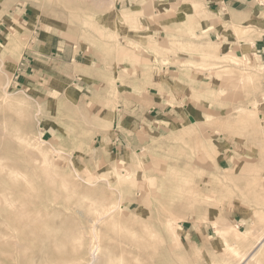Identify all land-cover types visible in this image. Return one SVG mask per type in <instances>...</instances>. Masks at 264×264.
<instances>
[{"label": "rangeland", "instance_id": "obj_1", "mask_svg": "<svg viewBox=\"0 0 264 264\" xmlns=\"http://www.w3.org/2000/svg\"><path fill=\"white\" fill-rule=\"evenodd\" d=\"M122 1L0 0V186H10L0 187V264L91 263L90 226L109 206L116 211L98 225L102 264H243L253 251L245 264H264V74L251 57H217L213 119L186 133L142 136L145 147L107 164L97 107L71 99V89L50 98L21 81L24 58L58 39L93 50L115 42L127 57L113 34L127 36ZM51 66L45 70L66 74L58 78L68 84L80 76L64 56ZM228 141L234 148L222 169L215 146ZM198 223L210 226L202 242L186 232Z\"/></svg>", "mask_w": 264, "mask_h": 264}, {"label": "crops", "instance_id": "obj_2", "mask_svg": "<svg viewBox=\"0 0 264 264\" xmlns=\"http://www.w3.org/2000/svg\"><path fill=\"white\" fill-rule=\"evenodd\" d=\"M122 3L123 8H130L118 13L129 14L128 23H119L127 36L113 34L128 50L127 57L115 53V42L105 47L97 44L93 50L89 45L77 49L78 46L67 42L60 44L58 39L25 57L19 73L25 85L44 96L66 98L63 94L71 89V99L79 100L87 108L91 104L97 107L102 126L97 141L101 142L104 164L131 147L135 151L145 147L142 136L155 131L186 133L213 119L217 111L209 99L217 93V86L209 74L218 67L217 57L236 60L249 56L255 68L264 74V0ZM63 56L76 62L80 75L70 84L58 78H66V74L56 71L54 75L45 70L48 67L52 72L51 65L62 61ZM29 77L35 78L30 81ZM215 147L220 168L224 169L223 165H230L229 152L234 145L228 141L222 149ZM262 178L264 182V173ZM237 213L235 218L240 214ZM186 232L195 242H202L210 226L198 223ZM182 238L186 241L188 237Z\"/></svg>", "mask_w": 264, "mask_h": 264}, {"label": "bare ground", "instance_id": "obj_3", "mask_svg": "<svg viewBox=\"0 0 264 264\" xmlns=\"http://www.w3.org/2000/svg\"><path fill=\"white\" fill-rule=\"evenodd\" d=\"M144 1V0H143ZM143 6V5H142ZM130 13H131V11H130ZM139 13V12H138ZM152 14V13H151ZM154 14H155V12H154ZM129 15V14H128ZM153 15V14H152ZM134 16V15H133ZM129 17V16H128ZM138 17V16H137ZM140 18V17H139ZM142 18V17H141ZM151 18V17H150ZM135 21H136V18H135ZM141 22V21H140ZM134 28V27H133ZM139 28H140V26H139ZM136 30H139V29H137L136 28ZM141 47V46H140ZM7 103V102H6ZM16 135V134H15ZM19 136H21V135H19ZM23 137V136H22ZM24 139V138H23ZM10 140V139H9ZM10 145V144H9ZM11 146V145H10ZM43 155H44V153H43ZM46 155V154H45ZM44 155V156H45ZM46 157V156H45ZM48 157V156H47ZM57 158V157H56ZM45 159V158H44ZM53 159V158H52ZM55 159V158H54ZM53 159V160H54ZM46 160V159H45ZM49 160V159H48ZM43 161V160H42ZM47 161V160H46ZM46 161H43V162H45L46 163ZM42 162V163H43ZM50 162H52L51 160L46 164L47 165V167L48 166H50L52 163H50ZM50 163V164H49ZM49 164V165H48ZM44 165V164H43ZM1 168V167H0ZM3 168V167H2ZM7 169H9V167L7 168ZM15 169V168H14ZM50 168H48V170H49ZM116 169V168H115ZM2 170V169H1ZM10 170V169H9ZM11 170H12V168H11ZM20 170V169H19ZM50 171V170H49ZM2 173V172H1ZM9 173V172H8ZM28 174V173H27ZM52 174H53V172H52ZM120 174H121V172H120ZM119 174V175H120ZM132 174V173H131ZM46 175V174H45ZM49 175H51L50 173H49ZM58 175V174H57ZM21 176H23L22 174H21ZM132 176V175H131ZM19 177V176H18ZM17 177V178H18ZM56 177V176H55ZM140 176H139V174H137L136 176H135V174H133V176H132V179H135L136 181H137V179L139 178ZM21 177H19V179H20ZM57 178V177H56ZM59 178V177H58ZM58 178L56 179V180H58ZM104 178V177H103ZM125 178V177H124ZM19 179H18V181H19ZM25 179H28V178H26L25 177ZM24 179V180H25ZM49 179H51V178H49ZM48 179V180H49ZM53 179L55 180V178L53 177ZM131 179V180H132ZM21 180V179H20ZM23 180V181H24ZM36 180V179H35ZM106 180V179H105ZM12 181V180H11ZM26 181V180H25ZM32 181V180H31ZM50 181V180H49ZM150 181V180H149ZM152 181V180H151ZM10 181L8 180V183H9ZM12 182H14V181H12ZM54 182V181H53ZM105 182V181H104ZM1 183V182H0ZM4 183H6L5 181L4 182H2V184H4ZM8 183H6V184H4V186L5 185H7ZM11 183V182H10ZM25 183V182H24ZM56 183V182H55ZM14 184V183H13ZM16 184V183H15ZM20 184H21V182H20ZM19 183H18V185H16V186H19L20 185ZM29 184V183H28ZM52 184H54V183H52ZM61 184H63L64 185V183H63V181H61ZM12 185V184H11ZM25 185H26V183H25ZM31 185V184H30ZM51 185V184H50ZM150 185H151V183H150ZM2 186V185H1ZM0 186V187H1ZM12 186H14V185H12ZM15 186V187H16ZM67 186V183H66V185H65V187ZM6 187V186H5ZM4 187V188H5ZM7 187H10V186H7ZM6 187V188H7ZM21 187V186H20ZM25 187V186H24ZM65 187H63L64 188V190H66V188ZM68 187V186H67ZM3 188V190H2V187H1V190H2V192L3 191H5V189ZM32 188V187H31ZM61 188H62V185H61ZM69 188V187H68ZM14 189V188H13ZM74 189V188H73ZM8 190V189H7ZM10 190V189H9ZM12 190V189H11ZM14 190H16V189H14ZM18 190H21V188L19 189V187H18ZM27 191V190H26ZM1 192V193H2ZM28 192V191H27ZM36 192V191H35ZM71 192V191H70ZM10 193V192H9ZM13 193V192H12ZM21 193V192H20ZM23 193V192H22ZM21 193V195H23ZM25 193V192H24ZM76 193V192H75ZM68 194H70V193H68ZM2 195V194H1ZM1 195H0V197H1ZM5 195V194H4ZM13 195V194H12ZM49 195V194H48ZM9 196V195H8ZM7 196V197H8ZM16 196V195H15ZM18 196V195H17ZM16 196V197H17ZM2 197H4V196H2ZM1 197V198H2ZM6 197V198H7ZM13 197H14V195H13ZM15 198V197H14ZM19 199V198H18ZM38 199V198H37ZM119 199H121V198H119ZM20 200V199H19ZM50 200V199H49ZM92 201V200H91ZM120 201V200H119ZM28 202V201H27ZM26 202V203H27ZM50 202V201H49ZM52 202H53V199L51 200V204H52ZM93 202H95V201H93ZM120 203V202H119ZM5 204V203H4ZM9 204V203H8ZM18 204V203H17ZM29 204V203H28ZM119 205V204H118ZM8 206V205H7ZM16 206V205H15ZM93 206H94V204H93ZM115 207V206H114ZM103 207V208H101L100 210H98L97 211V214H96V217L94 218L95 220L92 222V225L90 226V236H88V237H90L89 238V245H90V249H89V252H90V256L88 257V258H91L92 259V262L91 263H88V264H102V259H103V253H102V245H101V241L102 240H100L101 238L99 237V234L101 233V232H99V234H98V225H99V223L102 221V220H104L105 218H108V220H109V217L108 216H110L114 211H116V209H117V207ZM19 208V207H18ZM21 208V207H20ZM16 209V208H15ZM94 209V208H93ZM119 209V208H118ZM11 210V209H10ZM18 209H16V211H17ZM12 212H13V209L11 210ZM119 211H121V210H119ZM11 212V213H12ZM21 212H23V211H21ZM59 212V211H58ZM14 214H15V212H14ZM17 214V213H16ZM7 215V214H6ZM13 215V214H12ZM60 215V214H59ZM19 216H20V214L18 215L17 214V216H16V218L15 219H18V220H20L22 217H20V219H19ZM24 216V215H23ZM120 216V215H119ZM127 219V218H126ZM23 220V219H22ZM114 220V219H113ZM169 220V219H168ZM105 221V220H104ZM103 221V223L105 224L106 223V221L104 222ZM23 222V221H22ZM102 223V222H101ZM100 223V224H101ZM102 223V224H103ZM108 223V222H107ZM114 223H116V222H114ZM119 223V222H118ZM18 224H19V222H18ZM111 224V223H110ZM109 224V225H110ZM7 225V224H6ZM113 225V224H112ZM115 225V224H114ZM169 225V224H168ZM23 226V225H22ZM170 226V225H169ZM24 228V227H23ZM29 229V228H28ZM168 230V229H167ZM85 231V230H84ZM85 233V232H84ZM120 233V232H119ZM148 233V232H147ZM132 235V234H131ZM149 235V234H148ZM116 236V235H115ZM128 236V235H127ZM177 236V235H176ZM27 237V236H26ZM82 237V236H81ZM86 237H87V235H86ZM101 237H103V236H101ZM174 237V236H173ZM124 238V237H123ZM154 237H152V239H153ZM157 238V237H156ZM47 239V238H46ZM176 239V238H175ZM264 239V238H263ZM262 239V241H258L259 242V244L258 245H262V244H264V240ZM4 240H6L5 238H4ZM139 240V239H138ZM78 241V240H77ZM153 241V240H152ZM2 243V242H1ZM3 243H4V241H3ZM2 243V244H3ZM16 243V242H15ZM18 243V242H17ZM80 243V242H79ZM103 243V242H102ZM81 245H82V243H81ZM145 245H146V243H145ZM259 246V247H260ZM18 247H19V245H18ZM80 247V246H79ZM258 247V248H259ZM16 248V247H15ZM22 248V247H21ZM21 250V249H20ZM19 251V250H18ZM76 251V250H75ZM256 252V251H255ZM255 252L253 251L252 252V254L250 255V256H248L247 258L246 257H242V263L243 264H245L247 261H249V260H251V258H254V255H255ZM41 254V253H40ZM138 255V254H137ZM108 258V257H107ZM105 259H103V261H104ZM109 260H110V258H109ZM82 261V260H81ZM104 262H106V261H104ZM103 262V263H104ZM109 262V264H111L110 262L111 261H108ZM77 264V263H76ZM86 264V263H85ZM105 264V263H104ZM108 264V263H107ZM132 264V263H131ZM138 264H139V262H138ZM240 264V263H239Z\"/></svg>", "mask_w": 264, "mask_h": 264}]
</instances>
